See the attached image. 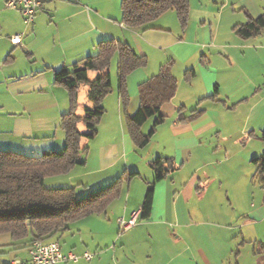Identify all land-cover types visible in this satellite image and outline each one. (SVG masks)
<instances>
[{"label":"crops","instance_id":"0c3cea01","mask_svg":"<svg viewBox=\"0 0 264 264\" xmlns=\"http://www.w3.org/2000/svg\"><path fill=\"white\" fill-rule=\"evenodd\" d=\"M121 1L51 0L36 15L34 22L29 26L30 30L28 31L29 27L23 29L25 30L23 42L36 66L25 75L17 77L15 72L6 73V65H2L0 61V87L6 85L4 91L3 87L2 90L0 88V149L14 150L32 156L45 151L60 152L64 149L66 135L59 124L62 114L70 111L71 105L67 89L55 83L54 74L63 66L69 68L70 65L74 66L80 60L95 54L100 41L108 38L125 41L138 54L146 56L149 51L145 45L166 49L172 44H181V40L177 43L176 37L169 38L170 42L164 43L162 38L165 34H161L159 38L152 32L154 30L152 26L146 30L138 29L141 31L140 34L135 32L138 30L126 27L120 20ZM220 2L222 6L218 11L221 15L217 26L219 30L215 32V36L210 33L207 37L211 38L212 45L214 39L218 41L219 45L216 46L224 50V54L220 53L224 65L215 67L213 53L210 57L204 54V60L209 62H207L210 64L209 70H223L221 72L225 74L212 79L214 81L210 89L208 86V89L206 87L204 90L206 93H198V89H194L193 86V99H211L218 103L222 102L225 106L230 102L234 104L235 110L244 106V109L248 107V112L251 113L264 100V75L256 79L242 67L239 68L238 60L242 54L237 50L245 47L243 51L241 50L244 56L248 49L257 56L262 54L264 28L250 39L243 40L244 38L237 34L241 38V40L237 38V42L222 39L220 32L223 27L224 32L228 31L231 35L230 30L235 32L236 25L246 23L249 17L257 18L264 14V0ZM230 5L232 10H229L226 16L228 21L222 26L224 11ZM238 7L239 11L236 9ZM45 30L46 33L51 32L52 39L47 37V40H44ZM129 30L132 31V35L128 34ZM9 38L11 40V36ZM9 45L11 48H17L21 44L14 45L11 42ZM38 47L47 54L38 55ZM196 47L191 56L189 55L192 59L198 57L201 52L199 45ZM96 74L90 72L89 76L93 79ZM156 74L149 70L145 78ZM192 74L194 77V70ZM142 81L138 80V84ZM82 87L86 88L83 97ZM88 90L87 85L82 84L79 87L76 108L79 115H84V107L90 105ZM131 102L130 107H125V112L130 115L140 105L139 95L134 96ZM104 103L115 115L108 121L104 136L97 138L100 133L97 135L98 140H95L85 163L87 171H81L78 177L83 178L82 183L85 186L98 189L113 182L123 173L136 171L138 174L131 178L128 189L127 185L123 186L121 195L113 200L104 214H93L77 220L80 224H77L74 230L71 226L73 222L52 237L51 240L60 241L64 251L72 250L79 254L85 251L96 253L90 261L83 259L79 262L59 264H231V258L222 254L215 239L209 238L207 243L204 237L199 239L190 232L194 224L202 225L208 222L199 219V216L205 215L202 209L182 206L183 202L185 204L193 198V192L199 191L202 196L209 192L211 186L198 178L199 171L209 165L202 153V149L205 148L202 138L208 132L223 127V122L216 117L210 118L205 113L194 120L187 119L188 103L186 100L183 102L177 100L175 94L162 106L161 112L165 120L157 127L151 142L146 147L138 148L123 123L119 80L117 92L112 87V92L105 98ZM205 112H209L207 108ZM79 129L86 130L83 123L79 124ZM157 157L171 158L178 168L156 183L152 212L148 218L142 219L140 217L142 203L148 183L153 180L150 163ZM146 167H150L151 179L140 180L143 184L137 186L134 191L132 186L135 178L142 177L144 172L149 174ZM194 181L204 184V188L188 185ZM217 195L218 193L214 194ZM109 207H112L110 214L116 216L115 223L103 218V215L108 214ZM134 212H139L136 225L124 230L125 235L116 243H112L115 237L112 230L117 228L120 233L118 218L128 220L132 218ZM245 220L251 225L257 223L254 217ZM105 225L112 226L108 242L102 239L104 233L101 230ZM171 227L178 230L175 232L174 241L166 239ZM27 244L22 241L13 242L8 234L0 235V264H10L14 258L28 259ZM236 263L239 264V261Z\"/></svg>","mask_w":264,"mask_h":264},{"label":"rangeland","instance_id":"374dc122","mask_svg":"<svg viewBox=\"0 0 264 264\" xmlns=\"http://www.w3.org/2000/svg\"><path fill=\"white\" fill-rule=\"evenodd\" d=\"M220 1L222 0H189V12L186 23L181 21L176 10H168L152 22L151 26L154 29L152 32L157 34L159 38L161 34H165L162 38L164 43H169V38L172 39V37L177 38V43L180 40L182 42L180 41L181 44L166 46V49L145 45L149 51L147 66L135 70L127 78L128 106L132 103L134 96L138 97V80L147 79L148 77L145 78V75L149 70L151 73H158L161 65L170 64L178 83L177 100L182 102L186 100V103H188L189 112L187 119L191 118L194 120L205 113L210 118L216 117L217 120L223 122V127L208 132L202 138L203 145H205L202 153L209 165L199 171L198 178L206 181L207 185L211 186L209 192L205 196H202L199 191L193 192V198L185 204L183 202L182 206L202 209L205 215L199 216V219L202 218L208 222L202 225L194 224L190 232L194 233L199 239L204 237L207 243L209 238L210 240L215 239L222 250V254L231 258V264H237V261H239V264H264V173L257 170L252 160L255 157L262 156L264 153V100L260 102L254 112L250 113L248 112V107H245V110L244 106H241L240 109L235 110L234 104L230 102L228 106H225L222 102L218 103L211 99L199 98L195 100L192 95L193 86L194 89H198V93H206L204 90L206 87L208 89V86L210 89V85L214 81L212 79L225 74L221 72L223 70H209V62L207 61V63L204 60L205 55L210 57V54L213 53V64L215 67L224 65V59L220 57V53L224 54V50L216 46L219 45L218 41L214 39V45H212L210 42L211 38L207 37L210 33L215 36V32L219 30L217 26L221 15L218 11L222 6ZM236 9L239 11V7ZM229 10H232V5L224 11L222 26L223 23L228 21L226 16ZM23 29H25V24L22 15L17 10L6 8L4 0H0V61L2 65H6V73L15 72L18 75L17 77L25 75L33 66H36L33 63L32 56L28 54L24 42L17 48H11L12 46L9 45L11 43L9 36L23 32ZM29 30L30 27L28 28ZM46 31L44 32V40H47V37L52 39L51 32L46 33ZM135 32L141 33L139 30ZM230 32L231 35L228 31L224 32L222 27L220 36L228 41L234 40L237 42V38L241 40L232 29ZM131 33L132 31L129 30L128 34L132 35ZM196 45H199L201 52L198 57L192 59L189 55L191 56L193 50L197 49ZM244 48L241 47L237 50L238 52L240 50L239 53L242 54L238 60L239 68L242 67L244 71L256 79L261 78V75H264V52L257 56L248 49L246 50V56H244L242 52ZM9 50L11 54H9ZM38 51V55L47 54L39 47ZM69 68H73V65H70ZM193 70L195 71L194 77L192 74ZM110 71L113 88L117 92V55L112 61ZM238 71L240 72V70ZM242 76L243 73L241 72ZM129 81L131 85H129ZM4 86L6 85H1L0 87L1 90L3 87V91L5 90ZM85 90L86 88L82 87V97ZM103 106L105 113L98 125V134H100L98 137V134L96 135L97 138L104 136L108 121L115 115L112 110L107 108L104 101ZM205 108L209 112H205ZM122 110L123 123L127 128L126 112L123 107ZM153 123L154 118H150L144 124L142 130L145 132L149 131ZM96 137L93 139L87 138L83 142L86 151H83L82 157L86 162L89 151L94 146V142H96L95 140H98ZM85 166V164L78 165L66 174L49 176L46 178V185L51 187H74L77 197H84L97 189L85 186L82 183L83 178L80 179L78 177L81 175V171H87ZM149 168L146 167L149 174L144 172L142 177L135 178L133 181L132 189L134 191L140 184H143L141 181L151 179ZM130 184H127V189ZM188 185H192L194 188L196 186L201 189L204 188V184H199L196 181ZM216 193L218 195L214 196ZM111 208L109 207L108 214L103 215V218L110 223H115L116 216L110 214ZM248 217H254L257 223L255 225L249 224L245 220ZM120 218H118V226ZM78 222H74L71 225L73 230L77 224H80ZM111 228L112 226L105 225L101 230L104 233L102 239L107 242ZM175 228L171 227V230L168 231L167 240L174 241V238H176L175 232L178 231ZM112 234L115 236L111 241L112 243H116L118 239L125 235L124 231L119 233L117 228L112 230ZM203 244L206 243L203 242ZM94 254L96 255V253Z\"/></svg>","mask_w":264,"mask_h":264},{"label":"trees","instance_id":"16d2710c","mask_svg":"<svg viewBox=\"0 0 264 264\" xmlns=\"http://www.w3.org/2000/svg\"><path fill=\"white\" fill-rule=\"evenodd\" d=\"M121 10L122 24L133 30H146L168 10H176L181 21L186 23L189 0H122ZM263 28L264 14L249 17L234 30L240 37L250 39ZM116 54L120 99L125 110L129 103L126 80L135 70L147 66L148 59L134 51L127 42L108 38L97 44L95 54L80 60L73 68L63 66L55 71L54 81L67 89L71 105L70 111L62 114L59 124L66 135L64 149L45 151L37 156L0 149V235L8 234L13 242L28 243V248L35 240H51L70 223L93 214H104L113 200L121 195L123 186L138 174L136 171L123 173L113 182L80 198L74 187L46 185L47 177L66 174L86 163L82 157L86 151L83 142L98 134V125L105 113L103 101L112 92L110 69ZM90 72L97 73L95 78H90ZM82 84L89 88L90 105L84 107V115H79L76 108ZM177 87L170 64L161 66L156 75L138 84L140 105L133 114L125 115L127 131L138 148L146 147L157 126L164 122L162 106L175 96ZM150 118H154V123L149 131L143 132L142 127ZM81 123L85 131L79 129ZM252 160L257 170L264 173V153ZM150 167L153 180L148 183L142 203V219L148 218L152 212L156 183L178 168L169 157H157Z\"/></svg>","mask_w":264,"mask_h":264},{"label":"built area","instance_id":"2783aa9c","mask_svg":"<svg viewBox=\"0 0 264 264\" xmlns=\"http://www.w3.org/2000/svg\"><path fill=\"white\" fill-rule=\"evenodd\" d=\"M51 0H4L6 8L18 10L24 20L25 29L33 22L36 15L44 9L45 4ZM25 30L11 36V42L14 45L23 43ZM139 212H134L132 218L119 220L120 232L136 225L138 222ZM29 258L26 260L14 258L10 264H59L68 262H79L81 260L90 261L94 253L85 251L82 254L72 250L64 251L58 240H35L28 248Z\"/></svg>","mask_w":264,"mask_h":264}]
</instances>
